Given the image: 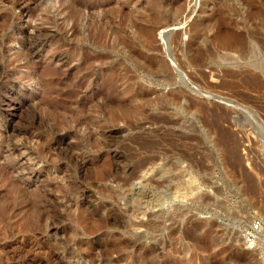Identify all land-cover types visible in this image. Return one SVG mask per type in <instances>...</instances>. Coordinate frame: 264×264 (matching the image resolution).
<instances>
[{"label":"rangeland","instance_id":"obj_1","mask_svg":"<svg viewBox=\"0 0 264 264\" xmlns=\"http://www.w3.org/2000/svg\"><path fill=\"white\" fill-rule=\"evenodd\" d=\"M253 58L264 0H0V264H264Z\"/></svg>","mask_w":264,"mask_h":264},{"label":"bare ground","instance_id":"obj_2","mask_svg":"<svg viewBox=\"0 0 264 264\" xmlns=\"http://www.w3.org/2000/svg\"><path fill=\"white\" fill-rule=\"evenodd\" d=\"M239 10V9H238ZM227 11V10H226ZM223 12V11H222ZM263 15V14H262ZM220 16V15H219ZM223 16H225V15H222V17ZM220 18V17H219ZM218 18V19H219ZM246 18V17H245ZM248 18V17H247ZM214 21V20H213ZM236 22V21H235ZM226 25V24H225ZM246 27H248V29H249V26H246ZM223 28V27H222ZM216 29V28H215ZM228 29V28H227ZM247 29V28H246ZM260 28H258V30H259ZM208 31V30H207ZM223 31V30H222ZM251 31V30H250ZM252 31H254V30H252ZM152 32V31H151ZM225 32V33H224ZM223 32V34H222V38H221V41H220V45H218L217 43V45L218 46H220L218 49H220V48H222V49H224V50H239L241 53H245V52H248V51H250L249 49H251L250 47L251 46H249V44L248 43H250V42H248V32L247 31H245V30H226V31H224ZM255 32V31H254ZM148 33V32H147ZM219 33V32H218ZM217 33V34H218ZM253 36V35H252ZM255 37H256V35H255ZM254 38V37H253ZM260 38V37H259ZM215 39V38H214ZM212 41V40H211ZM215 41V40H214ZM263 41V40H262ZM261 41V42H262ZM248 42V43H247ZM211 43V42H210ZM260 45V44H259ZM216 46V45H215ZM253 46V45H252ZM217 47V46H216ZM256 46H253L252 48H255ZM217 49V50H218ZM217 50H215V49H213L208 43H207V46H201L200 47V51H198V53L196 52V54L191 58V62H192V64H194V65H201L202 63L203 64H205V63H208V73H212V74H214L216 77V79H212L211 81H214L213 83H209L210 84V86H213V87H215V86H218V88L219 87H222V88H225V87H227V86H230V84L233 82L232 80V82H230V79H229V77H231V76H238V74H236L237 72H235V71H231V70H228V69H223V68H218L217 66H215L214 64L213 65H210L209 64V62L211 61V58L213 57V55H215V53H216V51ZM252 51V50H251ZM220 52H222V51H220ZM253 52V51H252ZM252 52H251V54H249L251 57H253V55L254 54H252ZM231 53V52H230ZM260 53V52H259ZM218 54V53H217ZM247 54V53H246ZM257 55H258V52L256 53ZM222 55V54H221ZM256 56V55H255ZM254 56V57H255ZM223 57V56H222ZM248 57V56H247ZM250 57V58H251ZM215 58V57H214ZM256 58V57H255ZM257 58H259V57H257ZM213 59V58H212ZM263 60H264V58H262ZM225 60V59H224ZM251 60V59H250ZM253 60H254V58H253ZM256 60V59H255ZM254 60V61H255ZM254 61H252L251 60V62H252V64L254 65V66H256L257 68L259 67V68H261V69H263L264 68V66H263V64H262V60H259L258 62H257V60L254 62ZM220 66V65H219ZM264 70V69H263ZM206 72V71H205ZM244 72V71H243ZM204 73V72H203ZM202 73V74H203ZM208 73H206V74H208ZM241 74V73H240ZM246 74V73H245ZM209 75V74H208ZM207 76V75H206ZM214 77V76H213ZM234 77V78H235ZM249 78V77H248ZM209 79V78H208ZM245 79V78H244ZM234 80H236V79H234ZM239 80V79H238ZM237 80V81H238ZM252 80V79H251ZM254 80V79H253ZM252 80V81H253ZM256 80V79H255ZM236 81V82H237ZM259 81V80H258ZM240 82V81H239ZM234 84V83H233ZM236 84V83H235ZM237 85V84H236ZM237 87V86H236ZM238 88V87H237ZM156 120H160V118L159 117H156ZM227 134V132L225 133V135ZM224 135V136H225ZM257 228V227H256ZM253 229H255V227L253 228Z\"/></svg>","mask_w":264,"mask_h":264},{"label":"built area","instance_id":"obj_3","mask_svg":"<svg viewBox=\"0 0 264 264\" xmlns=\"http://www.w3.org/2000/svg\"><path fill=\"white\" fill-rule=\"evenodd\" d=\"M255 225V224H254ZM257 225V224H256ZM248 239H252L253 237H256V235H254V232L251 230V229H249L248 230Z\"/></svg>","mask_w":264,"mask_h":264},{"label":"water","instance_id":"obj_4","mask_svg":"<svg viewBox=\"0 0 264 264\" xmlns=\"http://www.w3.org/2000/svg\"><path fill=\"white\" fill-rule=\"evenodd\" d=\"M257 52H258V49H257V48H254V49H253V53H252V54H254V55H255Z\"/></svg>","mask_w":264,"mask_h":264}]
</instances>
